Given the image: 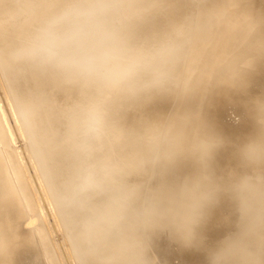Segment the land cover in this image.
I'll return each instance as SVG.
<instances>
[{"label":"rangeland","instance_id":"obj_1","mask_svg":"<svg viewBox=\"0 0 264 264\" xmlns=\"http://www.w3.org/2000/svg\"><path fill=\"white\" fill-rule=\"evenodd\" d=\"M41 1H0V28H4L7 22L5 25L13 29L9 34L0 29L1 48L8 47L12 42L18 43L25 40L31 46L34 41L33 32H39L47 20L60 13L56 12L60 6L59 8L56 6L61 0H48L44 3ZM99 1L70 0L66 8H72L84 2L98 4ZM180 1H182L179 5L180 12L176 10L167 20L160 17L161 5L157 3L143 13L140 21L130 22V25L134 26L131 27L132 34L127 38L128 43L137 42L143 34L151 38L152 36L158 37L165 43L172 25L182 23L184 24V37L192 36L190 38L192 42L195 37L209 32L208 28H215L217 37L214 44L206 49L207 52L196 54L197 48L187 52L193 45L191 43V46L185 49L179 71L168 77L166 88L154 92L149 100L133 102L101 86L100 102L104 111V122L100 132L93 131L89 123L79 127L75 117L65 115L63 112L64 106L71 104L70 101L74 102L75 94L69 95V99L66 98L65 102L55 103L45 111H39L37 107L33 108L36 112H33L31 124L27 125L21 108L17 110L19 116L15 110L18 98L14 95V99H10V94L3 81L5 71L0 63V93H2L1 96L3 95V98H0V200L2 199L0 204L6 203L5 206L3 204L4 217L0 218V264H49L44 250L38 244L41 236L47 238V242L50 240L53 243L51 249L55 252L59 264H72L70 259H77V264H143L142 253L149 249L153 240L159 242L157 247L161 249L159 264H181L177 261L190 258L195 264H208L209 250L237 230L238 213L227 194H222L219 201L207 210L205 219L196 229L197 243L190 247L185 246L167 230H160L152 236L143 237L137 236L130 228L123 225L116 233L112 229L114 226L104 219L107 213L105 208H109L119 188V177L114 174L113 165L130 155L133 134L142 133L149 124L163 121L176 114L198 112L208 129L223 138L224 145L215 153L213 160V168L218 177L226 178L233 170L243 171L239 166L236 149L239 144L254 134L256 125L253 102L256 98H264V0H243L244 2L242 0H238L239 2L220 0L221 6L210 7L211 17L210 19L205 18L208 23L204 27L199 22L201 18H204L201 6L205 5L208 8L209 0L205 4H202V0H169L167 7ZM146 15L149 18H146ZM116 17V15H111V21ZM108 26L107 24L106 27ZM143 26L144 28L150 26V28L143 33ZM141 47L135 50L139 49L143 52V46ZM193 58L197 60L193 65H189ZM167 61L166 59L163 63V68ZM151 77V69H145L139 73L138 79L145 81V79L150 80ZM5 83L8 85L6 78ZM48 114H50L49 117ZM22 119L28 133L25 128L21 129L22 125L20 127ZM8 126L12 127H10L11 133L8 132ZM55 126L62 127L64 132L63 150H60L59 161H57L59 166L68 173L64 190L63 187H59L56 180L53 179L55 184L53 183L48 176L45 164L40 160L51 138V136H46L45 132L52 131ZM38 129L41 131V143L38 139L36 141L37 137L34 138V131L39 134ZM11 134H14L15 140L12 139ZM85 136L88 138L85 139ZM94 139L98 141V146L95 150L93 149L94 151L87 156L85 161L81 159L78 167L80 169L78 181L81 184L86 180L94 183L95 178H99L103 173L108 174L110 178L107 182L95 187L104 196L101 203L96 199L89 201L86 193L77 199H72L70 195L78 186L71 178L74 177L75 166L71 163V159L69 161L68 155L72 151L79 154L81 147L86 144L85 141L87 140L89 145L90 140ZM10 150H13V153ZM86 151L81 150V154ZM125 153L126 156H124ZM221 154H223V160H221ZM36 158H39L38 163ZM193 170V162L186 160L180 164L176 174L183 176L190 174ZM10 176L12 178L17 176L18 179H15L19 181L15 180L14 183ZM5 181L8 184L6 195L3 198L2 184ZM138 182L140 178L135 175L128 176L126 180V183L130 185ZM62 192H69V194L65 196ZM94 192L93 187L88 194L93 196ZM38 196L42 199L46 216L49 215L50 220L49 216L46 218L41 211ZM65 202L68 209L76 207L77 211L79 210L75 217L72 216V214L75 215L74 213L71 214L62 209L66 207ZM8 205H10L9 208ZM56 207L59 209V214ZM89 211H102L103 214L99 218L106 224L100 229V241H91V243L89 239H85L88 249L87 254H84L82 246L79 247L81 240L83 242L84 239L81 236L78 238L75 229L88 219ZM43 220L49 222L44 223ZM40 227L44 232L38 230ZM50 229L52 234H49ZM29 231H33L32 234ZM211 231H214L215 237L208 239L207 236ZM76 236L79 244L78 248L74 249L75 255H73L67 247L70 243L72 244L71 240L73 241ZM86 255L89 262L87 258H84V256L87 257Z\"/></svg>","mask_w":264,"mask_h":264},{"label":"clouds","instance_id":"obj_2","mask_svg":"<svg viewBox=\"0 0 264 264\" xmlns=\"http://www.w3.org/2000/svg\"><path fill=\"white\" fill-rule=\"evenodd\" d=\"M109 13L119 16L120 23L134 19L114 5L84 2L47 20L26 54L44 64L94 76L104 89L130 101L149 100L166 88L163 63L182 48L177 41L184 37V24L174 23L160 49L139 57L131 54L118 27L106 29L111 34L103 49L114 53L106 59L98 37L102 17ZM145 69H151L152 77L141 82L138 76ZM253 112L256 130L236 149L243 171L233 170L226 178L218 177L213 168L224 140L208 129L198 112L176 114L133 134L130 155L113 165L119 188L104 219L113 226H127L137 236L167 230L190 247L197 243L196 229L207 210L227 194L238 213L237 230L209 250L208 264H264V98L254 100ZM88 115L92 130L100 132L102 107L91 105ZM186 160L193 162L194 170L177 175ZM131 175L140 182L127 184ZM95 186L86 180L71 198Z\"/></svg>","mask_w":264,"mask_h":264},{"label":"bare ground","instance_id":"obj_3","mask_svg":"<svg viewBox=\"0 0 264 264\" xmlns=\"http://www.w3.org/2000/svg\"><path fill=\"white\" fill-rule=\"evenodd\" d=\"M46 1H48V0H42L41 2L44 3ZM69 1L70 0H68V1L67 0H61L60 1V2H62L61 5L59 2L56 6V8H59L58 6H60V9H58V11H56V12H61L62 10L67 9L66 7H68L70 4ZM202 1H203L202 4H205L207 0H202ZM237 1L238 0H236V2ZM168 2H169V0H100L98 4L114 5L117 8L121 9L126 16L134 18L133 21L137 22V21H140L142 19V15L144 12L148 11L152 6H154L157 3H159L161 5L160 17L163 18L164 20L169 19L168 17H171L176 12V10L178 11V13L180 12L179 5L182 3V1H180L178 3H172L170 7H167ZM183 4H184V2H183ZM207 5H209L208 8L205 7V5L201 6V9H203L202 10V13H203L202 17H204V18H201L202 20L200 19L199 22H200L202 27H204L205 24L208 23L207 21H205V18L210 19V17H211V12L209 10L210 7L217 8V7L221 6V1L220 0H209ZM241 6H242V4H241ZM47 12L49 13V11H47ZM111 15H114V14L109 13V14H106L105 16L102 17V31L98 37L99 44L103 50V55L106 59H110L114 53L110 49H103V41L105 39H107L108 36L111 34L110 31H107L106 29H111L114 26L119 28V31H120L122 38L127 43V45L131 48L130 49L131 54H133L136 57H139V56L143 55L144 53H155L164 44V40L159 39L158 37H153V36H152V38L148 37L147 34H146L147 36H145V34H143V37L138 39L137 42L134 41L133 44L128 43L129 39H127V38L130 34H132L131 33V31H132L131 27H133L134 25H130V22H127V21L120 23V17L119 16H117L115 19H112V21H111ZM146 18H149V17L146 15ZM5 24H7V22ZM5 24H4V28H0V29L2 31H4L6 34H9L12 28H9ZM107 24L109 25L108 27H110V28L106 27ZM168 27H170V26H168ZM142 28H143V33H144L145 31H147L148 28H150V26H148V27L145 26V28L143 26ZM208 31L209 32H205V33L201 34V36L195 37L193 40V42H195V43H193L190 39L192 36L191 37L185 36V37L179 38V40L177 42L182 44V48L178 52H176L174 55L167 58L168 61L163 68V70L167 74V77H170L179 71V69L181 67L180 62L183 60L184 54H185L186 50L191 46V43L193 45L187 51L188 53L191 52L192 49L194 50L195 48H197V50L195 51L196 54L202 53V52L205 53V52H207L206 49L211 48V45L214 44V40L217 37V33L215 31V28H208ZM38 34H39V32H35V33L33 32L32 38H34V40H35V36H37ZM212 35H213V37H212ZM144 36L146 38H144ZM28 40H30V38ZM25 41H27V40H25ZM25 41L24 42L23 41L18 42L19 44L12 42V44L8 45V47H2V48L0 47V63L2 64V66L4 68V71H5L4 75H5L6 81L8 82V85L5 83V78L4 79L2 78V79L4 81L5 86L8 89L7 91L10 94V99L13 100L14 95H16V97L18 98L17 104L15 103L16 112H17V110H20L19 108H21L22 113L24 114V116L26 118V123H27V125H29V124H31L33 112L36 110V109L34 110L33 108L37 107L39 109V111L40 110L45 111L48 108H50L52 105H54L55 103L59 104L60 101L65 102L67 99H69V97H68L69 95L75 94L74 102L69 100L71 102V104L64 106L65 109L63 110V112H65V115L68 114L69 116L75 117V119L77 120V123L79 124V127L84 126L85 123L90 124L89 115H88L89 107L93 104H98L102 107V104L100 102V96H101L100 90L102 87H101L100 83L97 81V79L94 76L82 74L77 69H62V68L55 67L51 64L41 63L38 59L32 58L31 56L26 54L28 52L30 46H29V43L25 42ZM141 46H143V52L139 51V49L135 50L137 47L142 48ZM195 60H197V59L193 58V60H191L192 62L191 61L189 62V65H193ZM168 80H169V78H168ZM143 81L144 80H141V82H143ZM145 81H147V79H145ZM1 94L2 93H0V96H1ZM60 94H62V95H60ZM105 95H107V91H105ZM2 96L0 98H3ZM63 96H65V97H63ZM3 106H6V105H3ZM17 115H18V112H17ZM3 116H4V113H3ZM49 116H50V114H48V117ZM63 117H66V116H63ZM10 121H11V119H10ZM205 121H206V119H205ZM23 122L24 121L22 119V121L20 122L21 123L20 127L22 125L21 129L25 128V131L28 133L27 128L25 126V122H24V125H23ZM48 122H49V120H48ZM130 124H132V123H130ZM10 127L8 126V132L9 133H11ZM40 132L41 131L39 130V134H38V132L34 131V134H35L34 138L37 137L36 141L38 139L39 143H41ZM63 133H64L63 128L62 127L60 128L57 126L53 127L52 131L45 132V135L51 136V138L48 140V143H49L48 148L46 151L43 152V156L41 157L40 160L43 161V163L45 164V166L47 168L48 176L50 177V179H52V181H53V179H54V181L56 180L58 182L59 187L60 188L63 187V190H64L65 182L68 180V178L66 176L68 173L65 172L64 169L62 167H60L58 162H57V161H59L60 150H63V144H62L64 142ZM13 135L14 134H11L12 139H14ZM42 135H43V132H42ZM87 138H88V136H85V139H87ZM85 143H84L85 144L84 147L83 146H82L83 148L81 147V150L86 151V149H87L86 153L82 152V154H81V150H79V154L75 151H72L68 155L69 161L71 159V163H73V165L75 166V174L73 175L74 177H71V178H72V180L76 181V185L78 187L80 185H82L80 183V181H78V178H80L79 177L80 169H78V167L80 166L81 159L85 161L87 156L91 152H93L98 146V141L95 139L90 140L89 145L87 143V140L85 141ZM8 144H9V142H8ZM88 149H90V150H88ZM10 151H12V153H13V150H10ZM21 156L22 155H20V157ZM124 156H126V153L124 154ZM38 159L39 158H36L37 163L39 162ZM223 159H224L223 154H221V160H223ZM7 166L9 169V165H7ZM40 173H41V171H40ZM5 175H7V174L5 173ZM10 175L12 176L11 173H10ZM11 176H10V179L12 178ZM41 176L43 177L42 173H41ZM44 176L46 179L45 174H44ZM15 178H17V176H15ZM15 178L11 179L12 181H14V183L16 182L15 180L18 179V178L17 179H15ZM28 178H30V177H28ZM109 178H110L109 175L106 173H103L97 179L95 178V180H94V183L96 185L95 187H97L98 184L107 182V179H109ZM43 180H44V178H43ZM17 181H19V180H17ZM29 181H30V179H29ZM54 181H53V183L55 184ZM128 181L130 182V178ZM7 184H6V181L2 184V187H3L2 197L3 198L6 195ZM47 187H48V185H47ZM95 187H94V189H95L94 195L90 196L87 192L86 196H87L89 201L96 199V201H99V203H101L100 201H102L104 199L103 198L104 196H102V194H100L98 192V189H96ZM47 189H49V188H47ZM34 191L36 192L37 190H34ZM62 194L63 195L65 194V196H68L69 192H62ZM38 200L41 203V204L39 203L40 208L42 209L41 211H43L44 216L47 218V216H49V215L46 216V211L44 209L45 206L42 205L44 203H42V199L39 196H38ZM1 201H2V199L0 200V202ZM3 204L5 206L6 203L0 204V218L4 217V213H2V212H4ZM64 204L66 205V202ZM9 206L10 205H8V208H9ZM66 208H67V205L65 208L63 207L62 209L67 210L68 212H71V214L74 213L75 215L72 214V216H74V217L76 216V213L79 211V210L77 211L76 207L70 208V209H68V208L66 209ZM52 210H53V208H52ZM107 210L108 209L105 208L106 212H107ZM56 211L58 212V214L60 213L59 209L57 207H56ZM102 214H103L102 211H97V212L89 211L88 212V219L84 223L81 222V223H83L82 225H79L76 227L75 230L78 234L77 235L78 238H80V236H81V238L84 240H83V242L81 240V242L79 244L77 236H76L73 241L71 240L72 244L68 243L69 246L67 248H68V250H71L73 255H75L74 249L78 248V244H79V247H80V245L82 246V252L84 254H87L86 252H87L88 247H87V245H85V239H89L90 242L91 241H93V242L100 241V234H99L100 229H102L106 224L101 218H99V216H101ZM30 217L33 218L32 216H30ZM48 218H49V220L51 219L50 216ZM95 218H98V219H95ZM60 219H61V217H60ZM33 221H32V223H35ZM44 221L45 220H43V222ZM46 222H49V221H46ZM46 222H44V223H46ZM50 222H52V221H50ZM29 223H28V225H29ZM28 225H26V226H28ZM31 225H33V224H31ZM49 226H50V223H49ZM122 226L123 225H120V226L115 225L112 229H114V231L116 233H118ZM34 227H36V226H34ZM30 228H31V226H30ZM48 229H49V227H48ZM30 230H32V229H30ZM38 230L44 232V230L41 227L38 228ZM234 230H235V228H234ZM49 231H50L49 234H52L51 229ZM29 232H31V231H29ZM32 232H31V234H32ZM30 235H29V237H30ZM33 237H35V236H33ZM214 237H215L214 231H211L209 233V235L207 236L208 239H213ZM48 239H49V237H48ZM31 240H32V238H31ZM50 242H51L50 240H48V242H47V238H44L43 236H41V238L39 239V243L38 242L37 243L39 245H41L42 249L44 250V254H46L45 256H46V258L48 260L47 262L49 264H59L57 261L55 252L53 251V249H51V245L53 243L52 242L50 243ZM38 244H37V246H38ZM157 246H159V242L153 240V243H151L149 249H147L146 251H144V253H142L141 258H143V262H144L143 264H159V261L161 262V260H160L161 259V249H159ZM53 247H54V245H53ZM170 249H171V247H170ZM54 250L56 251V249H54ZM40 253H41V251H40ZM16 257H17V255H16ZM12 258H14V256H12ZM75 258H76V256H75ZM84 258L88 259V256L87 257L84 256ZM70 260H71L72 264H77L76 263L77 259L76 260L70 259ZM67 261H68V259H67ZM88 262H89V259H88ZM177 262H181V264H195V262L192 260V258L183 259L182 261L179 260Z\"/></svg>","mask_w":264,"mask_h":264}]
</instances>
